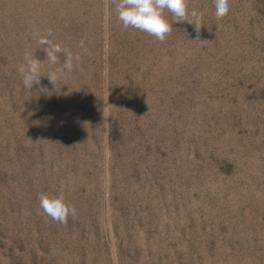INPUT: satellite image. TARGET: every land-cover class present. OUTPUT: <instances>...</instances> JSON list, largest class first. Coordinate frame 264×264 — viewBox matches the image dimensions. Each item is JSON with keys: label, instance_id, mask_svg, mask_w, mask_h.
<instances>
[{"label": "rangeland", "instance_id": "1", "mask_svg": "<svg viewBox=\"0 0 264 264\" xmlns=\"http://www.w3.org/2000/svg\"><path fill=\"white\" fill-rule=\"evenodd\" d=\"M229 6L189 0L200 40L161 43L111 0H0V264H264V0ZM50 27L81 59L28 91ZM60 192L66 225L39 207Z\"/></svg>", "mask_w": 264, "mask_h": 264}, {"label": "clouds", "instance_id": "2", "mask_svg": "<svg viewBox=\"0 0 264 264\" xmlns=\"http://www.w3.org/2000/svg\"><path fill=\"white\" fill-rule=\"evenodd\" d=\"M111 3L115 6L117 19L125 29L133 28L147 33L163 43L167 36L172 33L173 23L187 21L189 24L194 25L197 34L195 40H200L202 14L196 8L189 9V0H111ZM213 5L214 16L217 20H221L228 15L230 11L229 0H213ZM169 14L171 20L168 18ZM50 37H54V30L51 27L46 30L44 35L38 34L37 43L44 46L48 65H60V67L47 75H43V62L38 58H34L31 53H26L24 63L18 66L17 71L23 86L28 91L34 85H40L41 76H47L55 86L58 80L64 79L79 64L81 59L79 53L73 54L70 50L62 47L60 43L54 42V39ZM78 46L85 53H88L83 40L79 42ZM60 54L64 56L63 62H61ZM103 155L106 160L111 158V149L107 145L104 148ZM39 207L44 216L62 225L67 224L69 216L75 218L77 215L76 208L66 202L63 192L58 195L41 193Z\"/></svg>", "mask_w": 264, "mask_h": 264}]
</instances>
